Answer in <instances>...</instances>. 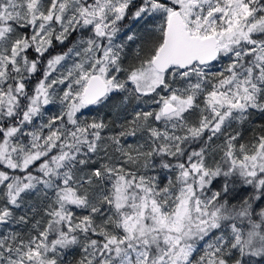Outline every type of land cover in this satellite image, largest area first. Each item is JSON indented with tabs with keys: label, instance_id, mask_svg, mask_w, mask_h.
I'll return each mask as SVG.
<instances>
[{
	"label": "snow or ice",
	"instance_id": "obj_1",
	"mask_svg": "<svg viewBox=\"0 0 264 264\" xmlns=\"http://www.w3.org/2000/svg\"><path fill=\"white\" fill-rule=\"evenodd\" d=\"M0 264H264V0H0Z\"/></svg>",
	"mask_w": 264,
	"mask_h": 264
}]
</instances>
